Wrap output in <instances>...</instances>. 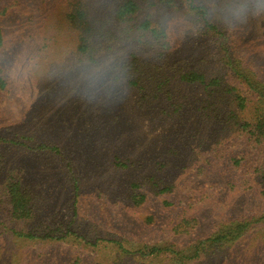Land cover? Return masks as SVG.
I'll return each mask as SVG.
<instances>
[{
    "label": "rangeland",
    "instance_id": "374dc122",
    "mask_svg": "<svg viewBox=\"0 0 264 264\" xmlns=\"http://www.w3.org/2000/svg\"><path fill=\"white\" fill-rule=\"evenodd\" d=\"M0 30V264H264V0H0Z\"/></svg>",
    "mask_w": 264,
    "mask_h": 264
},
{
    "label": "trees",
    "instance_id": "16d2710c",
    "mask_svg": "<svg viewBox=\"0 0 264 264\" xmlns=\"http://www.w3.org/2000/svg\"><path fill=\"white\" fill-rule=\"evenodd\" d=\"M137 7L135 3L132 1H127L124 2L121 6L118 7V10L116 12V17L118 19L123 20L127 15H132L136 12ZM76 19V20H75ZM75 20V21H74ZM68 21L70 24L76 23L77 25H80V28L86 26V16L83 10H76L74 14H71L68 16ZM3 44H4V39H3V34L2 31L0 30V53L3 50ZM80 50H85V48H79ZM180 79L188 84H193V83H199L203 84L205 82L204 76L201 74L198 75L194 72H187L183 73L180 77ZM7 86L5 76H4V71L2 67L0 66V89L5 90ZM263 122L261 120L257 121V130L259 132V135L264 136V130L262 128ZM38 148H46V149H51L54 150L55 148H47L46 145H41V147ZM8 190V195L10 198V205H11V216L16 218V219H24L27 218L29 213H30V208L28 206L27 199L25 195L22 193L21 188L19 186V183H10L7 186ZM133 198H135L133 196ZM140 200H143V198L140 197ZM246 226L245 225H239L234 229V232H232L230 235V240L233 241L232 239L239 238L242 236V234L245 231ZM213 237V238H212ZM224 237V238H223ZM223 237H215L211 236L209 241L213 243H219L220 241H223L222 239H227V236L224 235Z\"/></svg>",
    "mask_w": 264,
    "mask_h": 264
}]
</instances>
